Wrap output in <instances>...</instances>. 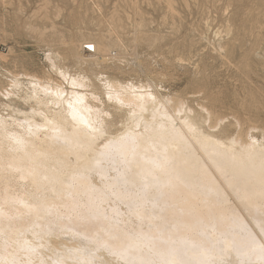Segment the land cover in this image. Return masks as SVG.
I'll use <instances>...</instances> for the list:
<instances>
[{
	"label": "bare ground",
	"instance_id": "bare-ground-1",
	"mask_svg": "<svg viewBox=\"0 0 264 264\" xmlns=\"http://www.w3.org/2000/svg\"><path fill=\"white\" fill-rule=\"evenodd\" d=\"M44 1L46 0L41 1L42 4ZM185 3L184 7H187L188 4ZM45 4L43 9L46 11ZM236 4L238 5V1ZM174 5L176 6V3ZM132 6L131 3L130 7ZM113 7L112 14L117 9L115 5ZM100 8L101 5L98 10ZM227 8H230V5ZM130 9L127 10L131 11ZM106 10L105 13L108 11ZM72 12L73 10L70 13L73 14ZM204 14L203 12L202 15ZM129 18L131 19V16ZM92 19L91 21L94 20ZM95 19L94 21H97L96 17ZM130 19L127 18L131 25ZM111 20L113 21V17ZM31 28L34 31L41 29H34V26ZM225 29L224 31H229ZM49 31L51 32V28ZM226 32L223 33L224 37L231 34L227 32L226 35ZM111 33L115 34V31ZM162 34L164 35L161 30L160 35ZM46 35L43 33L41 36ZM188 39L189 37L185 40ZM63 40L62 44L66 43ZM88 43L82 47V59L79 56L74 58L81 60L83 66L89 67L87 63L91 62L94 65L100 64L99 58L106 47ZM74 44L76 48V43ZM166 46L164 48H167ZM135 47L136 45L133 48ZM77 49L79 48L73 51ZM107 49H112V46ZM91 52L94 54L89 55ZM50 54H47L46 58V61L49 59L48 64H51L50 69L61 77L67 87L49 75L42 78L28 73L14 75L10 79L13 86L20 84L21 76L26 77L28 81L27 90L30 92L18 97L28 109L17 110L22 115V118L17 119L0 114V264H264L263 131V136L259 138L253 133L257 129L242 128L232 117L236 127L233 128V123L220 127L216 112L211 113L202 105H197L199 109H194L188 100L162 96L153 89V83L138 86L133 84L134 81L123 83L103 74L92 76L94 80L78 73V77L72 76L67 69L65 71L62 70L64 68H59ZM104 57L103 59H106ZM165 77L161 79L164 81ZM4 94L8 96L5 90ZM238 107L239 105L237 110ZM225 120L223 118V121Z\"/></svg>",
	"mask_w": 264,
	"mask_h": 264
},
{
	"label": "rangeland",
	"instance_id": "rangeland-1",
	"mask_svg": "<svg viewBox=\"0 0 264 264\" xmlns=\"http://www.w3.org/2000/svg\"><path fill=\"white\" fill-rule=\"evenodd\" d=\"M26 1L28 4H26ZM39 1L41 2L43 0H1L0 1V37H1L0 38V92H1L0 94H2V95H0V114L1 115L5 116V117L11 116L14 119L22 118V115L20 113H18L17 110H23V111L25 110L26 111L28 109L27 106H25L24 104H22L18 100V97L24 96L27 94V92H30V90H27L28 89V87H27L28 81H27L26 77L21 76V77H19V83L20 84L17 86H13L12 82L10 83V79L13 78L14 75L28 73L31 75L39 76L40 78H42V76L49 75L52 77V79L57 80V82L58 81L63 82L61 77L60 76L58 77V75H55L56 72L54 70L50 69L51 64H48V63H50L49 59H48V61H46L47 60L46 58H48L47 54L49 55L52 52L50 55H51L52 59L55 60L56 65L61 69L64 68L62 70L66 71V69H67V72L69 74H71L72 76L76 75V77H78V75H77V73H78V74L82 75V77L85 76L87 78L94 80V78L92 76L95 77L98 74H101V75L103 74L105 77L107 76L113 80H120L123 83H126V82L127 83H133V81H134L133 84H136V85H138V84L139 85H141V84L142 85H145V84L151 85L153 83L154 85L153 84L152 85L155 86V88H156V89L155 88H153V89L157 90L162 96H168L171 98L173 97V98H177V99H181V100H188L189 104L194 109H199L197 107L199 105H202L211 113L216 112L215 113V114H217L216 119L218 120L220 127L228 126L230 124L232 125V123H233L232 126L234 128L237 126L236 123L238 122V124H240V126L242 128L248 129V127H249V128L257 129L256 132L258 134L254 131H253V133H254V135H257L259 138L261 136H263L262 131L264 133V123L262 121H264V119H263L264 118V108H263V106H264V93H263L264 92V87H263V85H264V81H263L264 80V48H263L264 47V32H263L264 31V0H222V2H221V0H219V1L214 0V2H213V0L212 1L211 0H207V1L201 0V2H200V0H197V2H195L196 0H184V2H182L181 0H165V1L164 0H148V2H145L146 0L145 1L129 0L133 5L132 7H130L131 3L128 0L125 1L126 3L124 2V0H121L120 4H119L120 0H116L117 2L115 1V4H114V0H91V1L90 0H87V1L80 0V2H79V0H76V1L69 0V3H68V0H46V1H44V2H46V4L44 2L42 4V2L40 3ZM47 1L48 2L54 1V2L53 3L51 2V5H50L49 4L50 2L48 3ZM102 1L103 2L105 1L106 3L105 2L102 3ZM109 1L111 4L109 3ZM135 1H137V2H135ZM141 1H142V3H141ZM170 1L173 3L175 2L176 6L174 5L175 3L171 4ZM237 1H238V5L236 4ZM246 1L248 2V4H246L247 3ZM250 1L252 3H250ZM122 2H124V3H122ZM150 2H151V5L149 4ZM185 2H187L188 8L184 7V5H186ZM36 3L38 4L37 6H36ZM55 3L57 6L55 5ZM116 3H118V4L116 5ZM138 3L140 4V6ZM168 3L171 6L172 5L173 6L169 8L170 5ZM216 3H217V5H216ZM44 4H45L46 11L43 9ZM102 4H104V5H102ZM112 4H113V6L114 5L116 6L115 9L117 8L115 10L116 14L111 13L114 10V7L112 6ZM148 4H149V6H148ZM208 4H209V6H208ZM77 5H79V6H77ZM93 5H94V7H93ZM100 5H101V8H103V9L100 8V10H98ZM136 5H138V6H136ZM179 5H181V6H179ZM200 5H202V6H200ZM228 5H230V8H227ZM246 5H248L251 8L248 7L249 8L248 9L246 7ZM19 6H20V8H19ZM95 6H97V7H95ZM109 6H111V7H109ZM120 6H122V8H120ZM127 6H129V8ZM39 7H42V9ZM65 7H66V9H65ZM137 7H139V9ZM142 7H144V8L142 9ZM166 7H168L169 10L173 8L172 10H174L175 12L174 11L172 12V10L169 11ZM194 7H197L200 11L197 10V8L195 9ZM212 7H214V10H212L213 9ZM104 8H107L108 11ZM110 8L111 9L113 8V9L110 10ZM130 8H132V10ZM175 8H177V10ZM225 8L227 11L225 10ZM231 8H232V10H230ZM235 8H237V9H235ZM34 9H35V11H34ZM36 9H37V11H36ZM47 9L49 12L47 11ZM57 9H60V10L57 11ZM79 9H81V10H79ZM127 9H130L131 11H129ZM204 9H205V11H204ZM208 9L210 11L209 13H208ZM72 10H73V12H72L73 14L70 13ZM89 10L92 11V13ZM104 10H106L110 14H107V12L105 13ZM137 10H139V11H137ZM146 10H148V11H146ZM192 10H193V12H192ZM206 10H207V12H206ZM243 10H245L248 13H245ZM18 11L21 13H19ZM98 11H100L101 13ZM186 11L188 13H186ZM195 11L196 12L198 11V12L196 13ZM224 11H226V16H225ZM234 11H236V12H234ZM31 12L33 15L30 16ZM119 12H120V14H117ZM203 12L205 13L204 15H202ZM220 12H221V14H220ZM47 13H48V15H47ZM103 13H105L106 16ZM176 13H177V15H176ZM214 13H215L216 18H214V15H213ZM76 14H77V16H76ZM91 14H93V15H91ZM178 14H179V20L181 22L178 20V17H177ZM236 14H239L241 16L244 15V16H242L244 19L241 16L236 15ZM103 15H104V17H103ZM109 15L110 16L112 15L111 18L113 17V21H115V23L111 20ZM155 15H156V17H155ZM170 15L171 16L174 15L175 17L174 16L171 17ZM208 15H210V16H208ZM228 15H229V17H228ZM129 16H131V19L129 18ZM205 16H208L207 17L208 19ZM81 17H82V19H80ZM95 17L97 18V21H94V20H96ZM101 17L103 18L102 20H101ZM114 17H115V20H114ZM126 17L131 20V22H130L131 25L128 23V20ZM160 17L162 19H160ZM232 17L234 18V20H232L233 19ZM90 18L91 19L93 18L94 20L92 19L93 21H91ZM172 18L174 19L175 24H174V21ZM180 18H182V20ZM200 18H202V19H200ZM254 18L258 19V21L255 20ZM20 19H21V21H20ZM50 20L52 23L50 22ZM98 20H99V22H98ZM160 20H162V21H160ZM202 20L204 21V24H203ZM206 20H207V22H205ZM213 20L216 21V23ZM231 20H232V22H231ZM90 21H91V23H90ZM155 21L157 22V25H155V23H156ZM235 21H236V24L234 23ZM95 22H97V23H95ZM135 22H136V24H135ZM151 22H153V23L151 24ZM163 22H165V23H163ZM192 22H193V25H192ZM198 22H200L201 25L197 24ZM239 22H240V24H239ZM117 23L119 24V26H115V24L118 25ZM179 23L182 25H179ZM226 23H227V25H225ZM50 24H52V25H50ZM218 24H220V25H218ZM27 25H28V27L26 28ZM97 25H98V27H96ZM136 25L139 27H136ZM151 25H153V27L155 29L153 27H150ZM228 25L231 27H229ZM242 25H243V28H242ZM29 26H30V29H29ZM32 26H34V29H36V27L41 28L39 30L38 29H36V30L40 31V33L43 32V33L47 34L46 35L47 37L41 36L43 33L40 34L36 30L34 31L31 28ZM105 26H107V28H105ZM134 26L137 29H135ZM169 26H171V27H169ZM224 26H226V27L228 26V27L226 28ZM237 26H238V28H236ZM43 27H44V29L47 28L49 30L51 28V32L49 30L48 31L44 30ZM94 27H96V29ZM103 27H104V29H103ZM115 27L118 28L117 31H116ZM130 27L131 28L133 27V28L130 29ZM204 27H205V29H204ZM239 27H241V28H239ZM112 28H114V29H112ZM126 28H127V30H126ZM225 28L229 29V31L232 30V31H230L231 34H228L230 32L227 31ZM234 28L236 31H234ZM79 29H80V31H79ZM150 29L152 31H150ZM178 29H179V31H178ZM224 29L228 33L226 31H224ZM237 29L239 30L238 32H237ZM41 30H42V32H41ZM161 30L163 31L165 36L163 34L160 35ZM173 30L175 33L173 32ZM30 31L34 32V34L33 33L31 34ZM44 31H46V32H44ZM109 31H111V32L115 31L116 35L111 33V32L109 34ZM125 31H127V32H125ZM133 31H135L134 34H132ZM167 31H169V32H167ZM206 31L208 34L206 33ZM251 31H252V33H250ZM36 32L38 35L35 34ZM79 32H80V34H79ZM225 32H226V35L227 34L228 35L224 37L223 33H225ZM57 33L58 34L61 33V34L58 35ZM144 33H146V34L149 33V34L146 35ZM138 34H140L142 36H140ZM166 34H168L169 36H167ZM190 34H191V36H190ZM252 34H253V36H252ZM179 35L181 37H179ZM186 35L189 37L188 41L185 40L188 38V37L186 38ZM83 36L85 39H83ZM228 36H229V38H227ZM41 37L42 38L44 37V39H42ZM74 37H75V39H74ZM250 37H252L251 40L249 39ZM254 37H255V39H254ZM48 38H50L51 40ZM104 38H106V40H104ZM154 38H155V41H154ZM156 38H157V40H156ZM191 38H193V39H191ZM52 39H54V41ZM61 39L62 40L65 39L63 41H66V43L63 42L64 44H62ZM200 39H202V40H200ZM212 39H214L213 40L214 42L212 41ZM42 40H43V42H41ZM204 40H205V42H204ZM82 41H85V42L82 43ZM105 41H106V43H105ZM132 41H135V42H132ZM152 41H154V42H152ZM185 41H187V43ZM195 41H197V42L195 43ZM250 41H251V43H250ZM259 41L262 43H260ZM52 42H54V43H52ZM59 42H61L62 45ZM95 42H96V44H94ZM117 42H118V45H117ZM41 43H44V44L41 45ZM48 43H49V46H48ZM55 43L56 44L58 43V44L55 45ZM74 43H76V48H79V49L75 50V52L73 51V49H76ZM85 43H88V44L92 43V45H101L102 44V45H104V47H106V49L103 48L102 56H100L102 59L99 58L100 64L94 65V64H92L93 62H91V63H87L89 65V67L87 65L83 66L80 63L81 60H79V59L76 60L74 58L75 56L77 58L79 56V58L82 59V56H80V55H81L82 47ZM132 43H134V44H132ZM204 43H205V45H204ZM37 44H39V45H37ZM45 44L47 46H45ZM53 44H54V46H53ZM167 44H169L168 45L169 47L166 46ZM78 45H79V47H78ZM113 45H114V48L116 47L115 48L116 51L113 48ZM119 45H121V46L119 47ZM135 45H136V47L134 49L133 47ZM189 45L192 47H190ZM194 45H195V47H193ZM50 46L52 47V49H50L51 48ZM59 46H61V48H59ZM111 46H112V49H107V47L111 48ZM165 46L167 48H164ZM46 47H48L49 49L48 48L45 49ZM201 47L202 48L204 47V48L202 49ZM245 47H246L247 51L249 50L248 51L249 54L245 50ZM247 47H249V48L251 47V48L249 49ZM212 48L215 50H213ZM218 48L220 49V51L222 50L223 52L222 51L220 52ZM150 49H151V51H150ZM227 49H229V50H227ZM107 50L110 51L109 52L110 55H109ZM111 50L113 51L112 53H111ZM231 50L233 52H230ZM242 50H244V51H242ZM213 51H214V53H213ZM207 52H209V53L207 54ZM246 52L248 54V55L246 54L248 57L245 55ZM262 52H263V54H262ZM77 53H79V54H77ZM103 53H105V54L103 55ZM233 53H234V55H233ZM55 54H57V55H55ZM88 54L93 55L94 53L91 52ZM112 55L115 58V60L112 57ZM155 55H156V57H155ZM190 55H191V57H189ZM207 55H209V56H207ZM229 55L231 57H229ZM109 56L113 59H111ZM232 56H234V57H232ZM44 57H45V59H44ZM59 57H61V58H59ZM71 57H72V59H71ZM103 57L106 59H103ZM159 57H160V59H159ZM211 57H212V59H211ZM214 57H216V58H214ZM243 57H245V58H243ZM57 58H58V60H57ZM179 58L182 60H179ZM195 60H197V61H195ZM218 60H220V61H218ZM246 60H247V62H246ZM251 60H253V61H251ZM104 61H105V63H104ZM181 61H182V63H181ZM200 61H201V64H200ZM204 62H206V63H204ZM252 62H254V63H252ZM57 63H59V64H57ZM235 63H237V66H235L236 65ZM194 64H196V65H194ZM177 65H179V66H177ZM243 65H245V66H243ZM71 66L74 69H72ZM234 67H235V69H234ZM242 70L245 72H243ZM259 71H261V72L259 73ZM91 73H94V74H91ZM202 74H203V76H202ZM159 75H161V76H159ZM237 75H239V76H237ZM244 75H245V77H244ZM164 76H166V77L164 78V81H163V79H161V78H163ZM249 76H250V78H249ZM146 78H148L149 81ZM6 79H8V80H6ZM251 81L253 83H255L254 86H253V83ZM146 82H148V83H146ZM63 84H64V87H67V84H65L64 82H63ZM221 85H222V87H220ZM257 85H258V87H257ZM260 86H262V87H260ZM4 90H5L6 94L8 93V96L7 95L5 96ZM221 91H222V93H221ZM233 91H234V93H233ZM255 91H256V93H254V94H256V96L253 94V92H255ZM236 92H238V93H236ZM239 93H240V95H239ZM257 93H259L262 97H260V95H257ZM180 95H181V97H180ZM189 95L193 96V97H190ZM245 95H246V97H245ZM2 96H5V98ZM255 99H257V100H255ZM249 101L251 102V104ZM257 101H259V102H257ZM234 102L236 104H234ZM239 102H241L240 103L241 105L239 104ZM243 102H245V103H243ZM236 105L237 106L239 105V107H238L239 110H237ZM209 107H211V108H209ZM248 108H249V110H248ZM243 110H246V111L244 112ZM259 110H261V111H259ZM230 111L232 113H230ZM256 114H258L259 117ZM223 115H224V117H223ZM225 116H226V118H225ZM228 117H230V118H228ZM231 117L233 119L235 118L234 119V120H236L235 124H234L235 121ZM223 118L226 120L223 121ZM238 118H240V119H238ZM255 118H257V119H255ZM243 119L245 121H241ZM259 119L260 120L262 119V120L260 121ZM220 121H221V124H220ZM222 122H223V124H222ZM249 122H252V123H249Z\"/></svg>",
	"mask_w": 264,
	"mask_h": 264
},
{
	"label": "snow or ice",
	"instance_id": "snow-or-ice-1",
	"mask_svg": "<svg viewBox=\"0 0 264 264\" xmlns=\"http://www.w3.org/2000/svg\"><path fill=\"white\" fill-rule=\"evenodd\" d=\"M85 239H87V238L85 237Z\"/></svg>",
	"mask_w": 264,
	"mask_h": 264
}]
</instances>
